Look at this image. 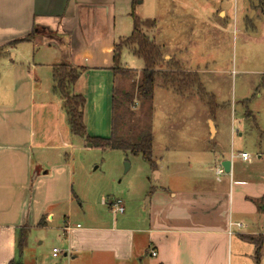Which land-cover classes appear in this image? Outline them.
Listing matches in <instances>:
<instances>
[{"label":"rangeland","instance_id":"374dc122","mask_svg":"<svg viewBox=\"0 0 264 264\" xmlns=\"http://www.w3.org/2000/svg\"><path fill=\"white\" fill-rule=\"evenodd\" d=\"M218 10L225 14L222 11L218 15ZM132 11L142 21L155 22L153 28L141 27V33L162 47L165 60H177L183 71L199 75L206 94L213 96L212 106L200 101L194 90L179 95L172 89H162V80L157 78L152 108L144 120L153 136L156 170L140 155L92 147L70 135L71 148L62 153L70 168L65 173L70 199L51 207L54 222L47 229L29 228L20 257L22 264H58L63 260L60 230L76 225L85 228L111 219L109 203L114 199L123 203L121 216L133 225H143L153 211L165 209L166 198L175 195L172 201L177 203L192 193L207 196L212 192L220 197L213 210L224 213L222 203L229 197V190L234 197L231 223L242 226L232 231H260L264 235V199L252 198V189L264 184V0H139ZM17 49L14 62L8 56L0 58V114L7 118L24 113V95L13 90L15 70L37 63V55L42 52L41 47L33 49L25 44ZM124 50L128 54L119 68L133 73L118 75L115 86L131 92L144 64L133 56L135 45ZM45 77L50 84V75L41 71L39 88L44 96ZM133 111L138 120L147 115L146 107L137 100ZM51 115L47 116L48 127ZM213 125L217 131L214 139ZM114 126L119 132V109L114 112ZM221 157L232 164L230 174L223 177L215 169ZM56 174L40 185V200L64 176ZM229 177L246 185L233 187L231 182L227 188L223 178ZM240 193L248 196L247 203L260 209L257 214L241 213H248L244 207L249 209V204L240 207L236 199ZM231 236L234 264V242L240 240L239 235ZM240 244L253 250L249 244ZM53 248L61 252L58 259L51 257ZM252 254L245 257L248 264H253Z\"/></svg>","mask_w":264,"mask_h":264},{"label":"crops","instance_id":"0c3cea01","mask_svg":"<svg viewBox=\"0 0 264 264\" xmlns=\"http://www.w3.org/2000/svg\"><path fill=\"white\" fill-rule=\"evenodd\" d=\"M132 9V0H0V48L5 47L4 58L8 56L14 62L19 45L42 48L37 63H27L25 70L18 68L14 73L13 90L24 95L23 115L7 118L0 114V264L16 259L20 228L47 229L54 222L51 207L70 199L65 175L70 168L62 153L71 148V134L61 101L51 93L52 66L68 63L83 69L72 91L86 100L83 117L86 131L91 137L109 138L111 93L116 80L111 72L113 49L132 33ZM221 12L218 10L217 14ZM31 32L34 35L29 41L6 47ZM126 53L122 51L121 59ZM41 71L50 75V84L45 77L46 96L39 88ZM213 128L212 139L217 133L214 125ZM226 160L219 158L221 163ZM221 163L215 169L222 168ZM55 171L56 175L64 176L42 201L39 187ZM156 175L158 178L159 174ZM223 179L227 188L231 182L233 187L246 185L239 179ZM252 191V198L264 199V184ZM226 194L229 197L222 203L224 213L213 210L220 200L214 193L207 196L192 193L177 203L172 201L176 195L166 198L165 209L159 213L153 211L143 225L129 223L124 215L117 218L112 215L109 220L85 228L64 226L60 230L63 260L58 264H233V234L253 247L246 250L240 242H234V264H248L245 257L251 253L255 264V245L245 237L262 240L260 264H264V235L260 231L240 234L234 230L229 234L234 197L229 190ZM236 199L242 207L248 196L240 193ZM244 210L248 213H241L248 215L260 211L252 202ZM41 219L44 225L38 226ZM151 250L156 253L154 257Z\"/></svg>","mask_w":264,"mask_h":264},{"label":"trees","instance_id":"16d2710c","mask_svg":"<svg viewBox=\"0 0 264 264\" xmlns=\"http://www.w3.org/2000/svg\"><path fill=\"white\" fill-rule=\"evenodd\" d=\"M139 0H132V5ZM132 20L131 35L120 41L113 49V66L111 72L114 77L118 75H127L131 70L119 68L122 51L129 45H135L136 50L133 56L143 61L144 67L140 72L138 82L133 85V91H125L113 86L111 96V134L109 138L91 137L86 131L84 124V108L86 100L81 95L73 93L72 89L79 79L83 69L75 68L68 63H60L51 68V93L61 101V108L64 112L67 126L71 135L80 138L85 144L100 149L118 150L131 155H140L153 170L156 165L152 160L153 136L148 126H145L144 120L148 116V111L152 108L154 88L157 85V78L162 80L161 87L172 89L177 94L183 95L186 91L194 90L198 99L212 106L213 96L206 94L196 72L183 71L177 60H165L162 54V47L150 41L147 36L141 33V27L153 28L155 22L150 20H140L132 11L130 14ZM34 32H31L24 38L15 40L7 44L6 47H13L19 43L27 42L32 39ZM4 48H0V58L5 56ZM119 100V101H118ZM146 107V117L144 119H135L134 103ZM213 108V107H212ZM120 111V129L116 132L114 126V112ZM215 109V108H213ZM144 116V115H143ZM140 121V122H138ZM41 219L38 226H43ZM29 227L20 228L17 232L16 241V259L8 264H22L20 257L27 244ZM249 243L255 245V264H260V251L263 246L261 239L258 241L253 237H245ZM18 258V260H17Z\"/></svg>","mask_w":264,"mask_h":264},{"label":"built area","instance_id":"2783aa9c","mask_svg":"<svg viewBox=\"0 0 264 264\" xmlns=\"http://www.w3.org/2000/svg\"><path fill=\"white\" fill-rule=\"evenodd\" d=\"M216 172H217V175H223L224 174V170L222 168L216 169ZM110 210L113 213V215H121V214H123L124 213V207H123L122 201L120 199H114L113 202L111 203ZM233 227H240V224H238V223H236V224L229 223V225H228L229 234L232 233V228ZM60 254H61V252L58 249H56V248H53L52 251H51V255H52L53 258L59 257ZM150 255L152 257H154L156 255V253L153 250H151Z\"/></svg>","mask_w":264,"mask_h":264},{"label":"water","instance_id":"95a60500","mask_svg":"<svg viewBox=\"0 0 264 264\" xmlns=\"http://www.w3.org/2000/svg\"><path fill=\"white\" fill-rule=\"evenodd\" d=\"M221 167L223 168L224 173L229 174L230 162L228 160L222 162Z\"/></svg>","mask_w":264,"mask_h":264}]
</instances>
